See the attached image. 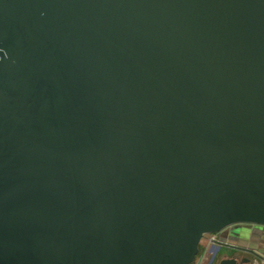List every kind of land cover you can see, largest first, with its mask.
I'll return each mask as SVG.
<instances>
[{"label": "water", "instance_id": "obj_1", "mask_svg": "<svg viewBox=\"0 0 264 264\" xmlns=\"http://www.w3.org/2000/svg\"><path fill=\"white\" fill-rule=\"evenodd\" d=\"M243 225L264 0H0V264H249Z\"/></svg>", "mask_w": 264, "mask_h": 264}, {"label": "crops", "instance_id": "obj_2", "mask_svg": "<svg viewBox=\"0 0 264 264\" xmlns=\"http://www.w3.org/2000/svg\"><path fill=\"white\" fill-rule=\"evenodd\" d=\"M213 236L216 237L217 240L220 239L217 234ZM213 236H211L210 239H207L206 244L203 245V251L195 264H210L214 254L211 250L213 246L211 239ZM223 244L236 245L243 250L238 253L239 262L244 261L245 259H250L251 262L249 264H264V232H261V230H253L252 232L247 233L245 237H228ZM234 253V251L223 247L217 253L214 264H219V262L226 256L230 257Z\"/></svg>", "mask_w": 264, "mask_h": 264}, {"label": "flooded vegetation", "instance_id": "obj_3", "mask_svg": "<svg viewBox=\"0 0 264 264\" xmlns=\"http://www.w3.org/2000/svg\"><path fill=\"white\" fill-rule=\"evenodd\" d=\"M253 230L260 231L258 228H255V227L241 226L239 228H235L234 230H229L228 233H226L224 236L226 238L229 235L234 234V237L237 235H239V237H242V236L246 235L247 233L252 232ZM261 232H264V227H261ZM235 234H237V235H235ZM230 237H232V236H230Z\"/></svg>", "mask_w": 264, "mask_h": 264}, {"label": "rangeland", "instance_id": "obj_4", "mask_svg": "<svg viewBox=\"0 0 264 264\" xmlns=\"http://www.w3.org/2000/svg\"><path fill=\"white\" fill-rule=\"evenodd\" d=\"M243 226H245V227H255V228H258L259 230H261V227H259V226H251V225H243ZM210 238H211V235H208V236H206V237L202 240L201 245H200V252H199L198 257L201 255V253H202V251H203V245H205L207 239H210ZM198 257H197V259H198ZM197 259H196V261H197ZM196 261H195V263H196ZM195 263H194V264H195Z\"/></svg>", "mask_w": 264, "mask_h": 264}, {"label": "built area", "instance_id": "obj_5", "mask_svg": "<svg viewBox=\"0 0 264 264\" xmlns=\"http://www.w3.org/2000/svg\"><path fill=\"white\" fill-rule=\"evenodd\" d=\"M211 236H213V235H211ZM216 241H217V238L213 236V238L211 239V243L214 244V243H216Z\"/></svg>", "mask_w": 264, "mask_h": 264}]
</instances>
